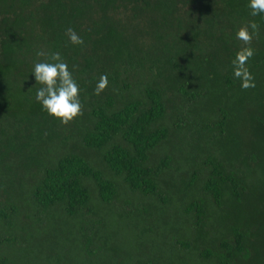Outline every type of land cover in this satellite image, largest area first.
Returning <instances> with one entry per match:
<instances>
[{
    "label": "trees",
    "instance_id": "obj_1",
    "mask_svg": "<svg viewBox=\"0 0 264 264\" xmlns=\"http://www.w3.org/2000/svg\"><path fill=\"white\" fill-rule=\"evenodd\" d=\"M173 219L179 258L264 264V0H0V264Z\"/></svg>",
    "mask_w": 264,
    "mask_h": 264
},
{
    "label": "rangeland",
    "instance_id": "obj_2",
    "mask_svg": "<svg viewBox=\"0 0 264 264\" xmlns=\"http://www.w3.org/2000/svg\"><path fill=\"white\" fill-rule=\"evenodd\" d=\"M210 100H204V102H202L200 105H198L199 108H204L209 104ZM190 132V131H188ZM191 133V132H190ZM175 136L176 135H172L171 139L169 141V145H165L164 147H162L160 150H158L155 153V156H159L161 154V152L164 151V149H167L168 147H171V145L173 143H175ZM91 161L93 162H97L98 159L95 155H91L90 157ZM99 162V161H98ZM97 162V163H98ZM109 177H111L112 179H116V177H114L111 174H107ZM221 212H218V214H220ZM54 221H57V217L54 218ZM138 222H136L135 224L132 221H128L126 222V225H124L126 231H124L123 233L120 234V240L119 242H121L119 245L121 246L120 252H121V256L119 258V260L121 261L120 264H128L130 262V258L128 257L127 253L132 252L133 255H138L139 254V250H145L150 252L151 256H156L157 259V264H204L202 262H200V258H199V250H194L193 252H189L190 254H193L194 258H189L188 255L187 256H182V258H179L178 254H176V252L172 249L171 244L168 242V245L166 244L169 237H170V233L172 231H179L183 234L186 235V230L185 227L182 226V224L180 223L179 220L173 219L171 222V226H163L159 228V231L157 233H155L154 235L151 236H146L144 239L137 241V242H132L131 239L133 237V235L138 234L140 227H138ZM211 227V226H209ZM208 227V228H209ZM31 232V231H30ZM33 232V231H32ZM22 234V233H21ZM153 234V233H152ZM117 235V234H116ZM115 235V236H116ZM22 236H26L23 235ZM208 236H211L210 232L208 233ZM193 237H195V235H193ZM183 238V237H181ZM30 238H28V236L25 237V240H28ZM209 239V238H208ZM38 240H42V237H38L35 240H33L32 242L33 245H38L39 242ZM218 245H216L217 247ZM204 247H212L211 245H209V242L200 246L199 249H203ZM1 252H3L4 254H8V253H14V251H11L10 249H0ZM29 254L32 252V250L28 251ZM34 253L37 252V249L33 250ZM72 259H75L76 264H79V260L82 259L80 253H78L77 251H72ZM195 260V261H194ZM199 262H198V261ZM211 261H214V258L209 259ZM99 261L102 262H109V258L108 257H102L99 258ZM36 264H49V262L45 259H39L36 260ZM206 264H210V263H206Z\"/></svg>",
    "mask_w": 264,
    "mask_h": 264
}]
</instances>
